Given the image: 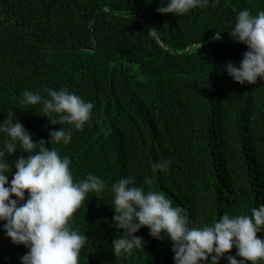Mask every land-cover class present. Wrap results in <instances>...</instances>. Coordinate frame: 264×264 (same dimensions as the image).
I'll return each instance as SVG.
<instances>
[{"label": "trees", "instance_id": "obj_1", "mask_svg": "<svg viewBox=\"0 0 264 264\" xmlns=\"http://www.w3.org/2000/svg\"><path fill=\"white\" fill-rule=\"evenodd\" d=\"M166 2L0 0V123L11 112L34 142L59 129L39 106L21 104L25 90L67 88L94 105L68 145H48L69 157L75 180L94 174L106 185L70 221L88 237L79 264H173L171 243L147 228L136 234L143 250L113 255L120 233L112 227L111 185L123 177L146 190L150 178L151 190L186 210L190 227L250 216L264 204V82L240 85L223 71L247 51L227 34L237 13L264 11V0H210L161 15ZM5 139L0 133V146ZM18 155L27 156L19 146L12 158ZM162 160L170 161L167 170L154 171ZM26 251L0 229V264H20Z\"/></svg>", "mask_w": 264, "mask_h": 264}, {"label": "clouds", "instance_id": "obj_2", "mask_svg": "<svg viewBox=\"0 0 264 264\" xmlns=\"http://www.w3.org/2000/svg\"><path fill=\"white\" fill-rule=\"evenodd\" d=\"M209 2L167 0L157 12L183 15ZM155 31L151 29L149 34ZM227 34L232 41L245 45L247 51L238 64L227 62L223 71L240 85L264 82V11L253 15L247 9L240 10ZM215 38L220 40L222 35L216 34ZM22 95L21 104L39 106L42 117L51 125H59V129L50 130L47 141L34 142L33 134L11 112L0 123V133L6 136L0 146V229L14 245L27 249L19 258L20 264H79L88 237L72 229L70 221L88 194L102 193L106 185L94 174L75 180L69 157H62L48 145H68L72 129L82 130L91 120L94 105L67 88H50L46 95L25 90ZM18 146L26 158H12ZM169 165L170 161L162 160L152 167L163 172ZM144 184L148 190L137 186L134 177H123L111 185L112 227L120 233L112 241L113 255L143 250L145 242L136 234L147 228L151 238L171 243L173 264L264 262V238L257 235L264 232V204L251 209L250 216L224 214L212 226L190 227L186 210L173 206L165 193L151 190L150 178L146 177ZM233 248L235 256L229 254Z\"/></svg>", "mask_w": 264, "mask_h": 264}]
</instances>
